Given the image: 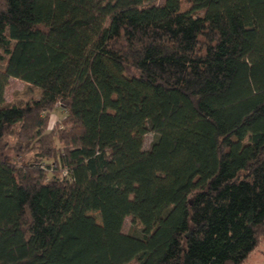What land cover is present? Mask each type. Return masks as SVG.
<instances>
[{
	"label": "trees",
	"instance_id": "1",
	"mask_svg": "<svg viewBox=\"0 0 264 264\" xmlns=\"http://www.w3.org/2000/svg\"><path fill=\"white\" fill-rule=\"evenodd\" d=\"M156 2L0 0V264H242L264 238V0Z\"/></svg>",
	"mask_w": 264,
	"mask_h": 264
},
{
	"label": "rangeland",
	"instance_id": "2",
	"mask_svg": "<svg viewBox=\"0 0 264 264\" xmlns=\"http://www.w3.org/2000/svg\"><path fill=\"white\" fill-rule=\"evenodd\" d=\"M163 0H157L156 4H161ZM37 95L36 90H29L27 86L20 80L10 78L8 80V85L5 89L4 98L6 103H10L13 100H27L31 97ZM65 111L59 107H55L50 112L48 129H53L54 126L64 117ZM153 139L152 134L148 133L143 139V149L147 151L149 145ZM148 160L143 162V166L146 167ZM94 218L97 223H100V217L97 211H91L88 213ZM122 231L124 233L138 234L139 228L134 223L131 222L129 217L125 218L122 226ZM242 264H264V238L259 240L257 247L249 254L244 263Z\"/></svg>",
	"mask_w": 264,
	"mask_h": 264
}]
</instances>
